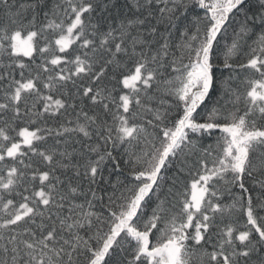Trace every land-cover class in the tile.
Masks as SVG:
<instances>
[{"label":"snow or ice","instance_id":"snow-or-ice-1","mask_svg":"<svg viewBox=\"0 0 264 264\" xmlns=\"http://www.w3.org/2000/svg\"><path fill=\"white\" fill-rule=\"evenodd\" d=\"M0 264H264V0H0Z\"/></svg>","mask_w":264,"mask_h":264}]
</instances>
